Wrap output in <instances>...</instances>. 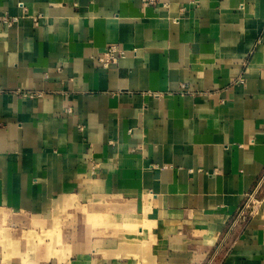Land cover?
<instances>
[{
	"label": "crops",
	"instance_id": "0c3cea01",
	"mask_svg": "<svg viewBox=\"0 0 264 264\" xmlns=\"http://www.w3.org/2000/svg\"><path fill=\"white\" fill-rule=\"evenodd\" d=\"M263 174L264 0H0V264H264Z\"/></svg>",
	"mask_w": 264,
	"mask_h": 264
},
{
	"label": "built area",
	"instance_id": "2783aa9c",
	"mask_svg": "<svg viewBox=\"0 0 264 264\" xmlns=\"http://www.w3.org/2000/svg\"><path fill=\"white\" fill-rule=\"evenodd\" d=\"M157 1L158 0H142V2L147 5H156ZM20 7L22 8L23 12L26 11L23 4H21ZM19 20L20 17H10L8 15H4L2 17V22L8 27L14 26L19 22ZM125 56V51L121 50L118 46H110L106 48L105 51L98 57L97 61L102 67L109 68L112 65H117L119 60L124 58ZM66 112L71 113L72 111L70 108H68ZM263 202L264 174L258 180L252 191L246 195L243 204L237 209L230 223V226L222 240L221 247H224L225 245L230 243V240H232V237L234 236L237 229H243L244 227H246L259 214ZM216 254L209 262V264L212 263V261L216 257Z\"/></svg>",
	"mask_w": 264,
	"mask_h": 264
}]
</instances>
